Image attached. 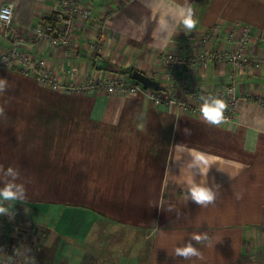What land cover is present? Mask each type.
<instances>
[{
    "label": "crops",
    "instance_id": "0c3cea01",
    "mask_svg": "<svg viewBox=\"0 0 264 264\" xmlns=\"http://www.w3.org/2000/svg\"><path fill=\"white\" fill-rule=\"evenodd\" d=\"M79 1L89 3L91 16L77 23L73 43L38 48L61 81L130 79L136 69L156 85L82 94L0 66L6 81L0 87V185L4 168H17L25 199L10 206L50 221L47 230L31 223L37 234L18 236L9 248L15 236L0 232V251L34 244L23 250L35 264H264V58L257 56L264 50V0H188L198 16L190 31L160 25L161 8L185 0ZM2 3L13 5L16 37L30 35L52 8L51 0ZM214 25L217 38L205 42L203 32ZM233 26L248 28L247 51L257 65L233 74L212 59L203 71L190 62L212 48H231L225 37ZM9 44L0 36V50ZM166 52L183 59L168 66L161 59ZM184 83L198 92L232 84L238 120L212 124L149 97L148 90L185 96ZM195 151L214 158L206 174L199 164L189 166ZM189 179L213 187L215 200L201 205L185 196ZM15 211L8 226L23 220ZM197 232L207 239L194 240ZM189 241L200 255H175V246Z\"/></svg>",
    "mask_w": 264,
    "mask_h": 264
},
{
    "label": "built area",
    "instance_id": "2783aa9c",
    "mask_svg": "<svg viewBox=\"0 0 264 264\" xmlns=\"http://www.w3.org/2000/svg\"><path fill=\"white\" fill-rule=\"evenodd\" d=\"M52 8L44 13L32 26V32L25 37H16L12 35V13L13 5L11 3H2L0 5V36L10 41L9 46L0 50V66L13 67L32 76L42 85L54 89L73 91L77 93L97 92L99 90H122L128 93L144 91L142 84L130 78L124 79L123 76H115L110 79H92L87 78L81 83L73 80L63 82L59 75L51 68L47 60L38 54V48L43 42L58 47H68L73 43V34L77 23L89 19L90 5L86 2L84 5L79 0H51ZM107 13L104 20L108 18ZM218 36V26L214 25L202 34L204 41H211ZM250 32L248 28L243 27L239 31L235 26L227 31L225 40L233 44L231 48H212L204 55L196 56L190 59L191 63L197 61L201 69L205 67L208 59H212L219 66L227 65L228 70L233 74L247 68L249 64H258L259 56L264 58V50L261 54H249L247 47L249 44ZM264 42V38L262 39ZM101 46L96 47L99 52ZM162 62L168 66L182 61L183 57L179 53L166 52L161 55ZM74 68L68 66L64 68L67 74L72 73ZM180 92L184 95L170 97L154 90H148L149 97L158 106L175 105L187 109L192 113H200L201 97L209 95H220L226 99L227 107L224 112L225 122H234L239 118L238 98L235 94V88L232 84H220L210 90L196 91L184 83L180 87ZM179 92V93H180Z\"/></svg>",
    "mask_w": 264,
    "mask_h": 264
},
{
    "label": "clouds",
    "instance_id": "9594fccd",
    "mask_svg": "<svg viewBox=\"0 0 264 264\" xmlns=\"http://www.w3.org/2000/svg\"><path fill=\"white\" fill-rule=\"evenodd\" d=\"M171 23H170V20ZM198 23V16L195 14L194 7L188 0L183 4L165 5L160 11V25L163 29L168 30L182 28L185 31H190ZM6 83L3 77H0V87ZM200 114L208 122L212 124H220L224 120V112L227 107L226 99L220 95H209L201 97ZM191 164H199L201 173L206 174L209 165L213 163L214 158L206 155L203 152L195 151L192 153ZM243 165H239L242 167ZM2 167V165H0ZM5 182L0 185V214L8 213L9 206L16 201L25 199V186L23 182H18L15 178L19 175V170L12 165L4 168ZM10 177V178H7ZM188 190L184 193L185 196H190L192 200L203 205L212 202L216 198V191L203 180L196 182L193 179L187 180ZM7 202V203H6ZM193 239L200 241L207 239V236L202 233H193ZM175 255L191 257L200 255V249L197 248L191 241L183 245H176L174 249Z\"/></svg>",
    "mask_w": 264,
    "mask_h": 264
},
{
    "label": "rangeland",
    "instance_id": "374dc122",
    "mask_svg": "<svg viewBox=\"0 0 264 264\" xmlns=\"http://www.w3.org/2000/svg\"><path fill=\"white\" fill-rule=\"evenodd\" d=\"M160 89L161 87L158 90ZM161 93L167 94L166 92H163V91ZM12 204H15V202H13ZM14 209L16 210L14 213L18 216L20 215V218L19 217L18 218L23 219V220H20V222L18 221V223L15 222L16 226L12 227V225L8 226L6 223L9 221L8 218L12 215V214L10 215V213H12ZM28 214H29V211H27L24 206H9V212L0 215V229H1L0 232H2L4 236H8V234L15 236V239L14 238L11 239V240L13 239L14 240L12 241V243L10 242L11 244L7 246V248L16 246L15 243L19 240L18 236H20L21 238L22 237L25 238L28 235L32 236L34 234H37L36 227L37 229H40V230H42L43 228L44 230H47L48 229L47 227H50V221L48 220V218H46V215H38L37 217H34L32 215L28 216ZM11 223L14 224L13 222ZM31 223L36 227L32 226ZM10 227L13 228L12 233L9 230ZM46 233L47 232H45V234ZM25 245L27 246V249L25 248V250L30 251L32 250V247L30 246L34 244H31V243L20 244L18 247L20 249H18L17 253L13 251L10 252L9 249L4 250L6 248L1 246L2 251H0V262H1L0 264H35L34 257L28 258L25 256L26 254H28L26 251L23 250L24 249L23 247H25Z\"/></svg>",
    "mask_w": 264,
    "mask_h": 264
},
{
    "label": "water",
    "instance_id": "95a60500",
    "mask_svg": "<svg viewBox=\"0 0 264 264\" xmlns=\"http://www.w3.org/2000/svg\"><path fill=\"white\" fill-rule=\"evenodd\" d=\"M130 77L141 83L143 88L156 85V83H154V81L151 78H149L146 74L136 69H133L131 71Z\"/></svg>",
    "mask_w": 264,
    "mask_h": 264
}]
</instances>
